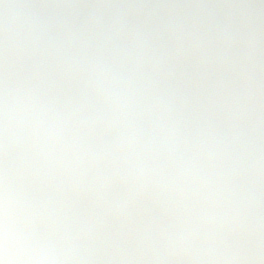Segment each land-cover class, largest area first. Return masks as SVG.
<instances>
[{
	"label": "rangeland",
	"instance_id": "374dc122",
	"mask_svg": "<svg viewBox=\"0 0 264 264\" xmlns=\"http://www.w3.org/2000/svg\"><path fill=\"white\" fill-rule=\"evenodd\" d=\"M221 1L247 12L232 46L220 49L202 38L209 7L196 4L162 7L182 45L155 49L127 0H0V78L11 91L0 102L7 141L0 156V174L6 171L7 179L0 178V185L18 192L16 200L0 187V250L7 252L0 264H61L59 247L89 232L108 233L115 243L88 264H147L129 240L142 229L166 233L171 251L165 264H194L196 251L181 228L187 226L200 228L211 250L206 264H264V253L255 255L242 244L233 220L244 186L264 183V165L239 176L223 161L230 137L256 119L249 106L256 100L252 79L264 76V0ZM32 10L35 24L29 21ZM41 25L48 26L49 39L39 48L34 39ZM23 57L33 64L19 74L12 63ZM233 66L239 68L234 79ZM46 112L61 118L59 134L35 128ZM116 124L130 129L128 139L114 150L101 148L100 130ZM144 124H154L179 149L189 171L183 191H173L164 169L138 162L133 143ZM36 175L54 189L40 206L26 195ZM124 180L131 187L119 193L115 186ZM153 191L176 194L180 202L179 212L175 204L159 224L143 211Z\"/></svg>",
	"mask_w": 264,
	"mask_h": 264
},
{
	"label": "water",
	"instance_id": "95a60500",
	"mask_svg": "<svg viewBox=\"0 0 264 264\" xmlns=\"http://www.w3.org/2000/svg\"><path fill=\"white\" fill-rule=\"evenodd\" d=\"M30 1V0H25ZM171 2H187L194 0H168ZM133 7L142 15L146 23V31L152 39L166 44L169 40L167 27L160 12L159 0H130ZM245 24V12L243 10L233 9L222 2H216L215 11L207 22V33L216 40L221 39L222 44L228 43L238 33ZM224 32L226 39L216 38V29ZM222 28L226 29L225 31ZM24 63V62H21ZM28 63V62H27ZM27 65V64H26ZM23 68L26 66H22ZM6 90L0 86V97H3ZM264 79H262V92L260 103L264 106ZM37 126L47 133L56 132L60 128L58 118L52 114L43 115L37 122ZM128 129L122 126H114L101 133L104 143L108 146L116 144L120 139L126 137ZM142 149L140 157L143 159L147 155V148H159V157L161 152L166 149L167 155L170 154V148L167 141L153 128L142 129ZM167 144V145H166ZM3 147V141L0 136V151ZM149 152V151H148ZM166 154V153H164ZM226 160L233 170H239L256 163L264 162V123L258 125H245L236 136L228 149ZM127 182L118 187L122 190L127 187ZM46 184L36 178L31 187L30 195L43 199L46 196ZM241 236L244 243L257 252L264 251V185L256 184L252 186L246 197L242 200L236 211ZM139 249L145 253L155 263H161L166 254L164 248V239L157 234L141 232L134 238ZM107 237L89 236L78 240L74 244L65 246L60 253L65 257L71 251L85 248L87 252H94L103 249L108 244ZM153 242L157 244L154 246ZM150 255H149V254Z\"/></svg>",
	"mask_w": 264,
	"mask_h": 264
},
{
	"label": "flooded vegetation",
	"instance_id": "af4514ba",
	"mask_svg": "<svg viewBox=\"0 0 264 264\" xmlns=\"http://www.w3.org/2000/svg\"><path fill=\"white\" fill-rule=\"evenodd\" d=\"M237 173H239L240 175L239 176H241V171L240 172H237ZM236 173V174H237ZM246 188V185L244 186V188H243V190ZM128 190V189H127ZM241 197H242V195L241 196H238L237 197V199H236V201L237 202H239V200L241 199ZM235 211V210H234ZM178 220H180V216L178 217ZM233 220H234V228H235V231H236V235L240 238V233H239V229H238V227H237V223H236V220H235V217H234V212H233ZM163 222H165V221H163ZM186 229V228H185ZM88 234H98V233H86V234H84V235H75V236H73L72 237V239L71 240H69V241H67V243H70V242H72L73 240H75V239H77V238H79V237H81V236H85V235H88ZM189 239V241H190V243L192 242V240H191V238H188ZM238 239V238H237ZM237 239L235 240V242H237ZM241 240V239H240ZM239 239H238V242L240 241ZM67 243H65V244H67ZM243 244V243H242ZM244 245V244H243ZM245 246V245H244ZM246 247V246H245ZM99 253V252H98ZM98 253H96V254H94L93 256H91V257H89V258H87V259H76V258H74V259H71L70 261H64L63 259H61L60 258V256H59V259H60V261L59 262H61V264H88V263H91L93 260H94V258L97 256V254ZM77 254H78V256H84V255H86V253H85V251H79V252H77Z\"/></svg>",
	"mask_w": 264,
	"mask_h": 264
}]
</instances>
